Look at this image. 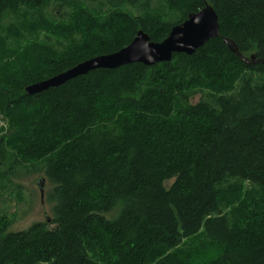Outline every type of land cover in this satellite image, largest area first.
<instances>
[{
  "label": "trees",
  "instance_id": "1",
  "mask_svg": "<svg viewBox=\"0 0 264 264\" xmlns=\"http://www.w3.org/2000/svg\"><path fill=\"white\" fill-rule=\"evenodd\" d=\"M205 2L219 36L193 54L26 95ZM108 4L0 0V192L39 169L50 207L16 233L0 212V264H264V0Z\"/></svg>",
  "mask_w": 264,
  "mask_h": 264
},
{
  "label": "water",
  "instance_id": "2",
  "mask_svg": "<svg viewBox=\"0 0 264 264\" xmlns=\"http://www.w3.org/2000/svg\"><path fill=\"white\" fill-rule=\"evenodd\" d=\"M218 26V19L213 8L205 2L200 11L190 14L182 24L170 28L168 36L161 43L151 42L149 37L140 30L132 42L117 53L95 57L78 64L62 74L27 87L25 93L28 96L37 95L95 70H116L130 64L150 67L169 62L174 54L191 55L219 36ZM222 40L228 50L242 62L248 64L249 61H254V56L247 60L236 52L237 49L231 41ZM43 184V179L37 183L41 197Z\"/></svg>",
  "mask_w": 264,
  "mask_h": 264
},
{
  "label": "rangeland",
  "instance_id": "3",
  "mask_svg": "<svg viewBox=\"0 0 264 264\" xmlns=\"http://www.w3.org/2000/svg\"><path fill=\"white\" fill-rule=\"evenodd\" d=\"M108 1L80 0L90 9H101V11H110ZM159 1L149 0V4L152 8H155L159 6ZM199 98L200 95H195L193 101L197 102ZM7 136L8 126L3 115L0 114V138H6ZM38 170L31 174L24 173L25 175H22L21 178H11L10 184L0 192V212L10 222L9 233L25 231L35 223L46 222V218L50 217V207L46 202L49 186L44 182L41 197L37 183L43 179V174ZM118 210L119 207L115 208L106 218L115 215ZM48 223L50 225V222Z\"/></svg>",
  "mask_w": 264,
  "mask_h": 264
}]
</instances>
